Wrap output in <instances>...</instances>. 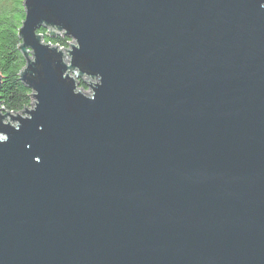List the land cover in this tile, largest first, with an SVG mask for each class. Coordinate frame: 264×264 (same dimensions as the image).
Returning a JSON list of instances; mask_svg holds the SVG:
<instances>
[{
    "label": "water",
    "instance_id": "water-1",
    "mask_svg": "<svg viewBox=\"0 0 264 264\" xmlns=\"http://www.w3.org/2000/svg\"><path fill=\"white\" fill-rule=\"evenodd\" d=\"M23 4L0 264H264V0Z\"/></svg>",
    "mask_w": 264,
    "mask_h": 264
},
{
    "label": "trees",
    "instance_id": "trees-1",
    "mask_svg": "<svg viewBox=\"0 0 264 264\" xmlns=\"http://www.w3.org/2000/svg\"><path fill=\"white\" fill-rule=\"evenodd\" d=\"M25 20L23 0H0V73L3 82L0 86V101L6 112L20 113L31 107L32 91L20 80V72L26 66V59L19 47L22 41L18 37L19 29ZM46 29L38 34L45 35V42L61 48L68 46L67 37L51 38ZM81 86H85L81 82Z\"/></svg>",
    "mask_w": 264,
    "mask_h": 264
},
{
    "label": "rangeland",
    "instance_id": "rangeland-1",
    "mask_svg": "<svg viewBox=\"0 0 264 264\" xmlns=\"http://www.w3.org/2000/svg\"><path fill=\"white\" fill-rule=\"evenodd\" d=\"M48 31V30H47ZM57 36H63L62 34H57ZM75 43V41H73L72 39H69V41H68V46L67 47H63L64 48V50L66 51V50H68L69 48H70V45H72V44H74ZM65 54H67V52L65 53ZM30 55V57H32V55L31 54H29ZM74 74H72V76H73ZM84 87V90L87 92V93H90V91H89V87L87 86V85H85V86H83ZM9 114V115H14V113H11V112H6V111H4L3 110V108H2V106L0 105V115L1 116H4L5 114ZM21 115L22 116H25L23 113H21ZM4 118V123L5 124H8V123H11L12 125H16L17 124V122H14V121H11L10 120V117L8 116V115H6V117H3Z\"/></svg>",
    "mask_w": 264,
    "mask_h": 264
}]
</instances>
